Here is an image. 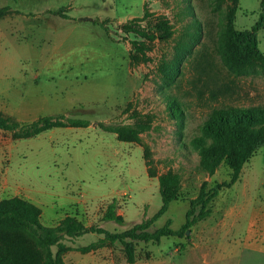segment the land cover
Masks as SVG:
<instances>
[{"label": "rangeland", "instance_id": "rangeland-1", "mask_svg": "<svg viewBox=\"0 0 264 264\" xmlns=\"http://www.w3.org/2000/svg\"><path fill=\"white\" fill-rule=\"evenodd\" d=\"M15 1L9 5L38 11L32 16L38 21L13 29L0 45V112L20 124L64 115L90 125L25 140L0 131V198L31 202L46 227L71 216L86 227L122 233L157 214L162 205L158 178L172 173L179 179V197L147 231L168 221L173 231L187 223L189 228L159 244L135 243L133 264L196 263L197 257H186L189 250L224 248L235 233L244 232L252 213L264 210V147L227 187L228 166L221 163L211 174L191 141L201 135L213 108L264 105V65L230 71L221 63L218 40L229 7L235 8L234 30L249 31L261 0ZM144 5L151 16L136 29L151 33L162 20L170 26L169 37L147 42L120 29L140 18ZM41 9L60 11L67 21L50 23L53 17ZM105 20V28L93 22ZM257 37L264 57V29ZM133 42L145 45L144 55ZM213 90L223 93L216 102L209 95ZM171 100L180 105L182 124L169 114ZM128 127L137 132L130 142L105 130ZM217 189L206 206L209 216L194 221L202 200ZM113 200L123 225L102 221ZM100 238L88 234L63 243L76 249ZM64 262L128 264L119 244L87 254L70 251Z\"/></svg>", "mask_w": 264, "mask_h": 264}, {"label": "trees", "instance_id": "trees-1", "mask_svg": "<svg viewBox=\"0 0 264 264\" xmlns=\"http://www.w3.org/2000/svg\"><path fill=\"white\" fill-rule=\"evenodd\" d=\"M231 1L234 3L236 0ZM143 8L140 18L127 21L120 29L124 33H135L147 42L169 37L170 26L162 20L151 33L136 29L137 23L146 21L151 16L145 5ZM2 11L7 9L0 12ZM234 13V7L227 9L225 23L219 31L222 65L237 73L243 72L246 68L263 66L264 57L258 48L257 33L264 29V0L260 2L258 20L249 31L234 30ZM55 14L63 17L60 11ZM93 22L104 28L109 23L108 20ZM132 45L139 54L144 55L143 43L133 42ZM209 95L216 102L223 93L213 90ZM168 110L170 116L182 124L183 113L180 105L171 100ZM89 125V121L72 119L64 115L41 117L29 124H20L0 112V131L10 133L17 140L34 138L53 129H84ZM105 130L116 134L121 142H130L137 136V132L131 127L123 130L109 128ZM207 140H210L211 144H208ZM191 145L206 158L211 174L221 163H225L230 170V181L226 186L234 185L243 166L264 147V105L250 107L228 105L213 108L202 124L201 135L193 138ZM158 182L162 205L157 214L122 233H112L94 226L86 227L71 216H66L54 227H46L40 222L41 210L31 202L19 197L0 198V264H65L64 255L70 251L87 254L114 244L122 247L127 263L133 264L135 243L159 244L163 238L181 237L190 225L187 223L179 231H173L168 221L164 227L153 233L147 231L152 223L166 212L168 205L179 197V179L176 175L164 174L158 178ZM218 192V189L214 190L202 200L200 211L194 221H201L209 216L210 211L206 206ZM203 197L204 193L201 194V199ZM192 208L193 206L187 217L192 214ZM116 210L117 202L113 200L107 205L102 221L123 225L124 219ZM88 234H97L102 238L76 249L63 243L65 240H74ZM53 248H56V252Z\"/></svg>", "mask_w": 264, "mask_h": 264}, {"label": "crops", "instance_id": "crops-1", "mask_svg": "<svg viewBox=\"0 0 264 264\" xmlns=\"http://www.w3.org/2000/svg\"><path fill=\"white\" fill-rule=\"evenodd\" d=\"M0 0V45L5 46L4 41L13 29L25 30V24L34 22L32 18L38 11H24L17 9L9 2ZM24 1L39 2L40 0H16L17 3ZM57 11L41 9L39 13L49 14L53 17L50 23H55V18L62 21V16L55 14ZM31 16V18L27 17ZM37 20V19H36ZM38 21V20H37ZM92 22L91 18H85L83 22ZM10 33V34H9ZM234 238L229 239V244L224 248L203 249L201 251L189 250L186 257L195 256L196 263L186 261V264H264V210L253 212L244 225V232L235 233Z\"/></svg>", "mask_w": 264, "mask_h": 264}]
</instances>
